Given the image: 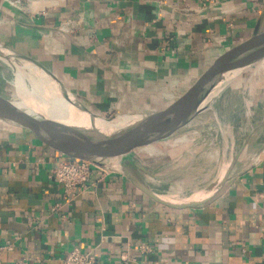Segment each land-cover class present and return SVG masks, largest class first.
<instances>
[{
	"label": "crops",
	"instance_id": "0c3cea01",
	"mask_svg": "<svg viewBox=\"0 0 264 264\" xmlns=\"http://www.w3.org/2000/svg\"><path fill=\"white\" fill-rule=\"evenodd\" d=\"M258 23L263 30L264 0H0V42L101 116L171 106ZM263 60L240 82L229 120L216 99L203 110H215L218 135L232 134L230 146L216 149L238 157L233 177L198 206L163 205L120 171L96 166L87 187L66 201L51 169L72 156L40 131L0 116V264H62L74 247L96 264H264ZM4 67L0 97L42 119L14 102V73ZM195 149L192 143L155 159L134 157L153 176L138 173L168 198L193 195L222 167L185 176L180 161Z\"/></svg>",
	"mask_w": 264,
	"mask_h": 264
},
{
	"label": "water",
	"instance_id": "95a60500",
	"mask_svg": "<svg viewBox=\"0 0 264 264\" xmlns=\"http://www.w3.org/2000/svg\"><path fill=\"white\" fill-rule=\"evenodd\" d=\"M264 58V29L258 23L248 40L217 60L190 89L171 106L150 114L118 113L101 116L85 109L64 88L56 86L52 76L37 62L0 42V62L28 82L30 87L46 99L61 97L75 110L68 118L59 119L50 115L46 108L39 106L35 99H27L42 119H37L15 107V104L0 97V116L17 121L40 131L56 147L66 154L80 159L102 163L120 171L140 190L155 201L173 208L193 207L214 196L222 185L233 177L231 169L238 157L235 153L226 166H222L214 178L195 194L180 199H171L153 191L138 173L153 176L152 170L140 166L132 152L140 146L154 143L171 136L192 118L209 107L213 98L240 74ZM54 82V83H53ZM30 105V103H29ZM141 117L139 122L121 127L123 121ZM105 125L120 123L114 129ZM70 143V147L62 144Z\"/></svg>",
	"mask_w": 264,
	"mask_h": 264
},
{
	"label": "rangeland",
	"instance_id": "374dc122",
	"mask_svg": "<svg viewBox=\"0 0 264 264\" xmlns=\"http://www.w3.org/2000/svg\"><path fill=\"white\" fill-rule=\"evenodd\" d=\"M1 66H3V64L0 62V72H1V68L4 67V66L3 67ZM263 66H264V60L262 61L261 68ZM248 72L249 71H245L244 73L239 75V77L234 83H229L213 98V100L214 99L217 100V103H218L217 109L219 110L222 109V111H224L223 115L228 120L232 116L231 115L232 108H235V105H237L238 101L240 100V93H237L236 90L240 89L239 88L240 82H242V80L246 77V74ZM14 84L17 89V98L14 101L20 102V104L23 107L32 111L33 108L31 105L23 104L24 97L22 95V91L20 90L18 85H16L17 84L16 82H14ZM32 96H33L32 99H35L36 101H39L40 99H42L41 94L36 91L33 92V90H32ZM213 104L214 103L212 101L210 104V107H213ZM214 113H215V110H212V108L210 109L208 108L202 113H200L199 115L195 116L192 119L191 125L181 127L178 130H176L171 136L167 137L166 139L154 142L153 144L159 149H161L163 151L162 153L140 154L138 153L137 149H135L132 152L133 157H135L137 160H140V161L148 160L149 157L155 159V158H158V156H162V155L165 156L166 154L171 152L170 150L177 149L176 151H173V152L174 154L178 153L180 148H188L190 144L194 143L196 147L195 151H185L184 152L185 154L180 161V164H184V165L187 164L185 165L186 166L185 171H184L185 176H194V177L199 176L200 177L205 174L207 175L211 174L212 171H214L212 172V174L216 173V170L219 168L220 165L223 166L228 162L230 158V154H231V152L229 151H219L216 148H219L220 146L221 147L230 146V144L232 143L233 137L231 136L232 134L230 133L228 134L226 133L227 135H221V136L218 135L219 130L214 122ZM137 122H139V119L134 121L133 123H137ZM120 125L122 127L126 126V124H123V123H121ZM182 135L187 138L185 142L178 144L174 147L167 148V149L162 148L161 144L163 143V141L168 140V139H173L176 137H180ZM205 141L206 142L211 141L210 143H212V145L206 148ZM216 151H218L217 154H216ZM170 157H172V155H170ZM188 165L189 167H187ZM181 169L182 167L178 170L180 171ZM175 174H176V171H175Z\"/></svg>",
	"mask_w": 264,
	"mask_h": 264
},
{
	"label": "built area",
	"instance_id": "2783aa9c",
	"mask_svg": "<svg viewBox=\"0 0 264 264\" xmlns=\"http://www.w3.org/2000/svg\"><path fill=\"white\" fill-rule=\"evenodd\" d=\"M62 29L65 30V28ZM99 161L100 163L71 157L59 159L53 163L51 177L61 186L64 200L74 199L87 187L93 166L103 171L115 170L102 164L105 163V159H99ZM62 264H96V259L92 254L81 252L74 247L64 254Z\"/></svg>",
	"mask_w": 264,
	"mask_h": 264
},
{
	"label": "bare ground",
	"instance_id": "6f19581e",
	"mask_svg": "<svg viewBox=\"0 0 264 264\" xmlns=\"http://www.w3.org/2000/svg\"><path fill=\"white\" fill-rule=\"evenodd\" d=\"M246 80H247V78H246ZM15 82L17 83L16 85H18V87L22 91V95L24 97L23 98V100H24L23 104L29 105L26 101H27V99H31L32 100V97H33L32 96V90H33V92H35L36 89L33 88V87H26L23 79L21 78V76L19 74H18ZM243 83L246 84L245 81ZM14 102L17 105H21L20 102H16V101H14ZM29 103L31 105V102H29ZM36 103L39 106H42V107L46 108L45 111L47 110V112L50 115L56 116L59 119L68 118L70 116L69 114H71L70 111L75 110L74 108H72V106L69 105V103H67V101L63 100L61 97H53V98L46 99L44 96H42V99H40ZM97 124L100 125V126H103L104 128H108V129H110V128L114 129L115 127L117 128V127L121 126V125L118 126V124H120V123H114V124L105 125L100 120L97 122ZM186 139L187 138L182 135L180 137H176V138H173V139L165 140V141H163V143L161 145H162L163 149H167V148L174 147V146H176L178 144H181V143L185 142ZM137 151L140 154H146V153H148V154H153V153L159 154V153L163 152L161 149L156 147L153 143H149L147 145L140 146V147L137 148Z\"/></svg>",
	"mask_w": 264,
	"mask_h": 264
}]
</instances>
